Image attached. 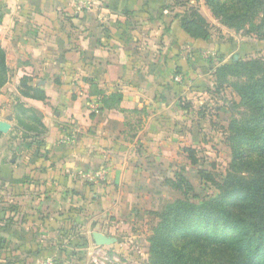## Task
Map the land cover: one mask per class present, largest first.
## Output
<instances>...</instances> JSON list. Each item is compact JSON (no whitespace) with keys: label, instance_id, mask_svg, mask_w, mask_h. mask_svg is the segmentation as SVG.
<instances>
[{"label":"crops","instance_id":"1","mask_svg":"<svg viewBox=\"0 0 264 264\" xmlns=\"http://www.w3.org/2000/svg\"><path fill=\"white\" fill-rule=\"evenodd\" d=\"M164 1L91 0V9H80L69 0H0L9 68L0 121L10 125L0 132V264L21 252L26 262L43 256L41 238L69 221L101 227L137 163L159 160L172 133L187 138L182 125L202 73L195 60L208 43L190 37ZM95 90L122 92L121 108L144 111L104 109ZM100 167L106 180H88ZM81 210L85 221L73 217ZM19 226L24 246L11 248Z\"/></svg>","mask_w":264,"mask_h":264},{"label":"rangeland","instance_id":"2","mask_svg":"<svg viewBox=\"0 0 264 264\" xmlns=\"http://www.w3.org/2000/svg\"><path fill=\"white\" fill-rule=\"evenodd\" d=\"M213 1H164V7L176 14L183 13L191 6L197 8L206 18L207 30L210 32V38L206 40L208 46L201 47L200 56L196 55L198 58L195 60V67L202 69V73L198 70L200 75L198 74L199 80L195 86L199 90L190 98L192 115L189 116L188 124L182 125V128L190 127L187 138L181 137L179 133H172V141L163 146L159 160L152 162L146 158L142 159V163L139 162L140 165L137 163L140 170H132V176H128L123 187L126 192L122 194L121 203L118 202L117 208L112 209V215L105 220L107 222L102 219L101 227L100 221L97 226L95 224L90 227L82 221L79 224L84 227L69 221L72 223L64 224L57 233L51 234V238H41L44 241L39 243L45 247L43 256L42 252H35L26 262L25 252H21L14 262L8 264H150L149 237L161 220L159 214L163 208L177 199L201 203L207 196L218 192L214 182H218L227 173L233 162L228 126L231 120L242 115L245 107L240 95L229 85L236 78L231 77L228 82L217 84L215 72L223 62H231L234 58L264 59V24L259 19L255 26L262 25L260 27L253 28L250 24L244 28L231 27L225 23L223 0ZM8 81L7 76L0 90ZM18 89L21 90V83ZM187 100L188 98L185 101L181 98V104L188 103ZM175 111L179 116L185 114L181 110ZM10 136L17 141V136ZM134 149L132 152H140V146ZM190 151L199 159L198 164H193ZM145 165L155 166V171L144 170ZM101 169L103 168L92 172ZM107 174L106 169L104 176L93 177V181L102 182L106 180ZM87 179L90 180V177L87 176ZM19 213L18 211V219L21 220L23 215ZM80 215L84 218L83 221L87 220V210H81L73 217ZM96 220L94 218L89 222ZM99 228L116 237L117 241L112 245L95 244L92 231ZM18 229V240L10 245L11 248L24 246L22 229L20 226ZM30 243H37L36 239Z\"/></svg>","mask_w":264,"mask_h":264},{"label":"trees","instance_id":"3","mask_svg":"<svg viewBox=\"0 0 264 264\" xmlns=\"http://www.w3.org/2000/svg\"><path fill=\"white\" fill-rule=\"evenodd\" d=\"M223 8L225 23L231 27L264 24V0H223ZM176 15L190 37L210 38L207 20L197 8ZM259 19L262 25L255 26ZM8 72L7 53L0 45V86ZM215 74L217 84L236 78L228 84L245 107L228 126L233 162L214 182L216 194L201 203L177 199L163 208L149 237L150 264H264V59L234 58L219 65ZM94 93L99 94L102 108H121L122 92ZM193 153L192 162L198 164ZM215 249L219 252H206Z\"/></svg>","mask_w":264,"mask_h":264},{"label":"water","instance_id":"4","mask_svg":"<svg viewBox=\"0 0 264 264\" xmlns=\"http://www.w3.org/2000/svg\"><path fill=\"white\" fill-rule=\"evenodd\" d=\"M10 128V125L7 122L0 121V132H6ZM93 240L97 245H112L117 241V238L111 235H108L102 231L93 232Z\"/></svg>","mask_w":264,"mask_h":264},{"label":"built area","instance_id":"5","mask_svg":"<svg viewBox=\"0 0 264 264\" xmlns=\"http://www.w3.org/2000/svg\"><path fill=\"white\" fill-rule=\"evenodd\" d=\"M69 1L73 2L74 4H76V6L78 8H80V9H91V7H92L91 0H69ZM176 80L180 81L181 77L177 76ZM92 109L95 112H98L99 111V106L94 103V104H92ZM105 174H106V168H103V169H101L99 171H96V172H89L87 174V176L90 177V180H93V177L104 176Z\"/></svg>","mask_w":264,"mask_h":264}]
</instances>
